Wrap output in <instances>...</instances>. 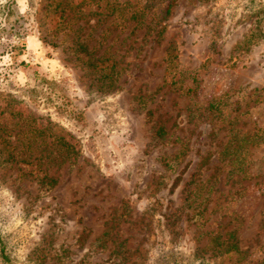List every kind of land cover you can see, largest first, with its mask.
<instances>
[{"label": "rangeland", "instance_id": "1", "mask_svg": "<svg viewBox=\"0 0 264 264\" xmlns=\"http://www.w3.org/2000/svg\"><path fill=\"white\" fill-rule=\"evenodd\" d=\"M0 235L10 264H264V0H0Z\"/></svg>", "mask_w": 264, "mask_h": 264}, {"label": "trees", "instance_id": "2", "mask_svg": "<svg viewBox=\"0 0 264 264\" xmlns=\"http://www.w3.org/2000/svg\"><path fill=\"white\" fill-rule=\"evenodd\" d=\"M173 2V1H172ZM172 2L168 3L165 8L163 9V13H162V18L165 19L167 17V15L170 13V7H171V4ZM145 13L143 11V9H132L129 13V15H127L126 17H124V20H127V21H133L135 22V26L138 25V26H144L146 27L147 31H150L152 29H155V33H154V38H155V41L158 42L165 30V26L163 24H160L158 25V23H155L153 25H151L150 23L146 24L144 23V20H145ZM81 46V49L83 50V52H85V47H84V44L81 43L79 44V47ZM174 57V54H169L167 55V62L171 61L172 58ZM147 114H150V111L147 110L146 111ZM156 133L159 135V136H162L164 133H165V129L164 127H162L161 125L158 126L157 130H156ZM226 250H235V251H238V248H237V245H236V242H232ZM10 257L6 251V247H5V243H4V240L2 238V236L0 235V264H10Z\"/></svg>", "mask_w": 264, "mask_h": 264}]
</instances>
